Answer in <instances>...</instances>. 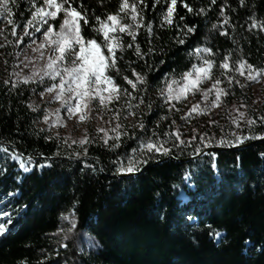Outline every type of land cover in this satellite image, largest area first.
Returning a JSON list of instances; mask_svg holds the SVG:
<instances>
[{"label":"trees","instance_id":"1","mask_svg":"<svg viewBox=\"0 0 264 264\" xmlns=\"http://www.w3.org/2000/svg\"><path fill=\"white\" fill-rule=\"evenodd\" d=\"M31 2L17 0L13 6V18L18 25L30 14ZM81 2L90 24L93 15L113 11L117 6V0H103L102 4L97 0ZM186 2L204 11L189 14L177 4L175 22L197 26L195 34L181 46L172 42L175 28L160 26L163 0L155 9L152 0H148L144 15L146 22L153 24V35L149 37L140 29L137 42L144 51L151 46L163 49L162 54L141 60L133 49L125 48L123 54L117 53L120 74L115 70L109 73L128 91L131 88L121 77L128 75L134 79L133 69L145 73L147 92L143 96L134 95L130 102L122 100L110 106L120 110L118 121L105 110L106 121L96 129L87 128L86 134L93 142L82 147L74 143L78 140L71 136H52L45 130L40 131L37 123L42 121V113L30 110L29 106H36L33 96L43 90V85L18 82L11 70L0 73V146L15 150L16 155L19 152L28 164V157L33 162L32 170L22 172L17 162L0 152V169L5 170L0 172V211H14L18 205H26L18 215L11 217L12 223L7 224V231L0 235V264H62L60 261L69 253L60 249L57 233L71 220L79 231L91 238L89 246L72 251L78 264H264V157L260 155L264 152V140L250 139L236 147L216 143L221 138L234 139L233 133L264 132V125L259 123L251 131L243 122L239 127L231 123L236 116L233 105L240 103L247 105L240 111H246L253 119L264 115V80L260 94L255 95L250 84L244 89L233 84L220 107L211 109L208 115L193 114L184 120L181 116L193 104L206 103L201 101L200 93L192 94L185 104L182 101L174 109L168 108L159 97V90L165 86L163 81L173 74L178 79L192 62L198 63L187 55L189 49L197 45L219 52L217 61L230 52L233 60L242 57L264 67V34L248 27L250 15L264 20V0H245L244 7L239 6L238 0H217L215 5H210V0ZM223 3L228 4L225 14L229 22L224 30L229 35L222 37L219 35L222 18L218 12ZM73 4L76 6V0ZM181 16L185 17L183 22L179 19ZM213 23L218 25L215 30ZM82 31L86 37L93 36L89 27ZM121 35L123 41H129L128 36ZM13 46L14 43L8 48L9 69L15 59ZM161 59L163 64L159 63ZM147 63L152 64L150 69H146ZM217 69L218 63L212 79L219 74ZM237 78L244 83L242 77ZM5 80L10 83L6 85ZM11 81H17L16 87ZM210 86L211 80L203 88ZM220 87L227 88V83ZM128 111L136 115L129 116ZM161 116L165 119L160 120ZM138 120L143 121L144 130L137 129ZM209 120L216 123L209 125ZM117 122L129 136L121 138L120 148L110 151L101 140L103 132L97 129L109 131L111 136L110 129ZM194 128L197 139L190 140ZM174 129L180 131L190 146L173 148L170 156L150 160L135 175L115 173L112 160L117 156L123 159L132 152L139 143L137 136H150L155 132L164 139L163 133ZM200 133L211 139L208 148L226 150L203 152L207 148L200 143ZM46 136L52 139L45 140ZM167 146L171 147V142ZM197 147L202 150L199 156L194 153ZM85 148L87 155L81 154L79 158L71 155L83 153ZM209 153L216 154L215 161ZM41 157L50 158L53 165L51 169H44L43 174L35 168V163L42 162ZM213 163L216 168L212 167ZM186 174L193 178L188 182L192 187L185 182ZM53 176L60 178L58 183H52ZM17 189V196L6 195ZM65 215L67 220L62 219ZM215 230L224 234L222 240L209 235ZM246 238L261 251L251 246L247 252L243 251ZM46 253L48 259L44 258Z\"/></svg>","mask_w":264,"mask_h":264},{"label":"snow or ice","instance_id":"2","mask_svg":"<svg viewBox=\"0 0 264 264\" xmlns=\"http://www.w3.org/2000/svg\"><path fill=\"white\" fill-rule=\"evenodd\" d=\"M161 2L162 0H152V8L155 9ZM97 3L102 4L103 0H97ZM178 3L189 14L193 12L203 14L204 10L193 8L186 0H163L164 7L160 13V26L161 28L165 26L175 28L176 35L172 42L182 46L190 35L195 34L197 26L195 24H177L175 22ZM216 3L217 0H210V5H215ZM16 4L17 0H0V19H3L6 25L11 26L7 33L5 28L0 27V40L3 41L0 43V48L11 46L13 43L20 45L23 43L24 37H28L31 40V44L36 45L31 49L32 52H38L40 57H44L45 50L48 51L49 55L41 68H35L33 65V71L27 76H21L17 73V81L23 84L31 82L43 85V90L39 92L40 97L43 98L45 94H50L51 100L58 102L61 108L65 109L68 119L76 117L78 122L85 121L94 104L98 102L101 109L112 113V119L118 121L120 110L110 106L122 100L130 102L136 94L141 96L146 94L148 81L145 73L133 69L131 76L134 79L129 78L128 75L121 77L124 84L131 88V91L122 88L109 73L111 70H115L117 75L120 74L117 65V53L123 54L125 48L133 49L134 54L141 60L162 54L163 49H156L151 46L148 47L147 51H144L137 42L140 29H144L149 37L153 35V24L151 21L146 22L144 15V11L148 8V0H117V6L113 11H108L102 15H93L91 24L89 15L83 10L84 6L81 0H76V6H74L73 0H32L30 14L22 25V33H18L17 29L21 25H18L13 18L15 15L13 6ZM238 4L240 7H244L245 0H238ZM227 8L228 4L223 3L220 5L218 12V15L222 18V24L219 25V35L222 37L229 35L224 30L229 22V17L225 14ZM179 19L183 22L185 17L181 16ZM249 20L248 27L250 30H257L258 33L264 34V20H257L251 15ZM84 27H89L93 36L86 37L82 31ZM217 28L218 25L213 23L212 29L215 30ZM36 33H39L41 38H33ZM121 34L128 36L130 38L129 41H123ZM8 36L15 39H8ZM149 44H151L150 39ZM193 53L195 54L194 56ZM187 55L193 57L198 63L192 62L187 70L179 74L178 79L176 74H173L169 79L163 81L165 86L159 90V97L171 109L186 100L189 94L200 93L201 101L206 103L203 106L201 103L193 104L181 116V120L193 114L196 116L208 115L211 109L220 107L224 102V98L230 94L233 84L244 89L251 83H260L264 80V67L249 63L242 57L233 60V54L230 52L223 54L222 59L217 61V57L220 55L219 52H213L209 46L197 45L189 49ZM26 59L29 63H32V60L27 56ZM159 63L163 64L164 61L161 59ZM217 63L219 74L216 75L215 79H212ZM151 67V63L146 64V69ZM237 77H242L244 83H241ZM45 78H48L51 83H48ZM210 80L211 86L206 89L203 88L202 85ZM17 81H11L13 87H16ZM225 82L227 83V88L220 87ZM4 83L7 85L10 81L5 80ZM210 97L212 98L210 99ZM256 102L253 101V103ZM29 107L32 111H37L39 108L38 105L34 107L30 105ZM136 107L139 108L140 104H137ZM151 107L152 105L149 103L147 108L150 110ZM246 108L247 105L244 103H240L238 106L233 105V111L236 112V116L231 119L233 125L239 127L241 122H243L250 131L257 123L264 125V115L253 119L247 115L246 111H240V109ZM59 112V109L55 110L56 120L53 121V126L62 125L63 123L60 120ZM51 115H53L52 112L47 109L44 110L42 119L45 124L49 123ZM127 115L132 116L136 115V113L128 111ZM164 119V116L160 117V120ZM208 123L212 125L216 122L209 120ZM136 127L139 130L145 129L142 120H138ZM40 131L43 132L44 129ZM97 131L103 132L101 140L110 151L120 148L121 138L129 136V133L122 130V125L119 122L115 123V126L110 129L113 133L111 136L109 131L104 129H97ZM192 132L193 135L190 140L197 139V130L194 128ZM232 135L234 139L221 138L216 142L217 146L227 144L236 147L243 144L246 140H264V132L250 135L233 133ZM163 136L164 139H161L155 132L150 136H137L139 143L132 152L125 154L123 159L117 156L116 159L112 160V164L115 165V173L118 175H134L141 170L142 166L147 165L150 160L170 156L173 148L179 149L183 146H190L182 138V134L178 129L165 132ZM49 139H52V137H45V140ZM199 140L204 148L211 146V139H206L203 133L199 134ZM110 141L113 142L110 143ZM73 142L82 147L85 144L92 143L93 140H90L88 135L85 134L83 138ZM169 142H171V147L167 146ZM0 152H4L9 160L17 159L15 150L0 146ZM194 153L199 156L202 154V150L197 147ZM81 154L87 155V149L85 148L83 153L74 152L71 155L79 158ZM209 155L212 161H215L216 154L209 153ZM260 155L264 157V152H261ZM28 160V165L19 164L22 171L26 169L32 170L33 162L31 157H28ZM41 160L42 162L35 163V168L39 169L41 174H43L44 169H51L53 165L50 163V158L41 157ZM212 167L216 168L217 165L213 163ZM3 171L5 170L0 169V172ZM16 179L17 183H19V176ZM59 179L58 176H53L52 183H58ZM184 179L188 187L193 186L192 183H188L193 180L191 176L186 174ZM18 194V189L16 191L10 190L6 193L8 197L17 196ZM74 206L75 202H73ZM25 207L26 205H18L14 211H0V235L7 231V224L12 223L11 217L18 215ZM62 219L67 220L68 216H62ZM5 220H7V223L4 222ZM69 231H71V228ZM209 235L217 238V240L224 238V234L219 230L212 231ZM243 244L246 246L243 249L245 252L249 250L248 246H251L257 252L261 251L259 247L252 244L250 239H244ZM59 247L66 248L67 245L60 242ZM52 251L55 253V249ZM44 258L48 259L47 253Z\"/></svg>","mask_w":264,"mask_h":264},{"label":"rangeland","instance_id":"3","mask_svg":"<svg viewBox=\"0 0 264 264\" xmlns=\"http://www.w3.org/2000/svg\"><path fill=\"white\" fill-rule=\"evenodd\" d=\"M0 23L2 24V28H7L8 25H6V22L3 19H0ZM24 23V22H23ZM21 27L17 29L18 33H22V25ZM58 27V22H57ZM33 38H41L39 33H36ZM11 39H15L11 37ZM3 41L0 40V43ZM36 45L31 44V40L28 37H24V41L20 45H16L14 43V51H15V59L12 62L10 69L7 68L8 66V48L10 46H5L4 48H0V73L6 74L9 72V70L12 71L13 78L17 80L16 74L19 73L21 76H27L30 75V73L33 71V65L35 68H41L49 55L48 51L45 50L44 57H40L38 52H32L31 49L35 47ZM26 56L32 60V63H29L26 59ZM45 80L48 83H51V81L48 80V78H45ZM208 81L205 82L202 87H205L207 85ZM250 88L252 91H254L255 95L260 94V92L263 90V80L260 83H251ZM192 94H189L188 97H190ZM187 97V99H188ZM186 100H183V104L186 103ZM33 100L35 105L39 106L38 111L42 113V117L44 115V110L47 109L49 112H52L53 115L49 117V123L45 124L42 121H39L37 125L41 127V129H44L47 133H49L52 136H58V135H68L71 136L77 140L83 138V136L87 132V128L91 127L92 129H96L100 127L105 121H106V111L101 109L98 102L94 104L92 111L89 112L88 118L83 122H78L76 117H73L72 119H68L65 109L61 108L60 104L56 101L51 100L50 94H45L43 98L40 97L39 93L34 94ZM51 101V102H49ZM162 103H164L163 100H161ZM161 103V104H162ZM59 109V115L60 120L63 122L61 124H57L53 126V121L56 120L55 110ZM16 155V154H15ZM17 159L13 160L17 162L18 166L19 164L28 165L27 160H23L20 156L16 155ZM21 170V168L19 167ZM22 171V170H21ZM29 170H23L22 172H28ZM181 199H185L183 196H181ZM6 223V220L4 221ZM74 225V227H73ZM71 228V231L69 229ZM58 245L60 242H63L67 245L66 248H60L61 250L68 252L69 254L65 256L60 262L62 264H78L77 257L73 255L72 251H77L80 249V247L83 246H89L91 244V238L87 235L83 234L81 231H79L75 227V223L71 220L66 224L58 233Z\"/></svg>","mask_w":264,"mask_h":264},{"label":"water","instance_id":"4","mask_svg":"<svg viewBox=\"0 0 264 264\" xmlns=\"http://www.w3.org/2000/svg\"><path fill=\"white\" fill-rule=\"evenodd\" d=\"M222 150H226V149H223V148H207L203 152H216V151H222ZM17 155L21 157L19 152H17ZM77 160H79V159H77ZM187 160H189V159H186L185 161H187ZM120 176H132V175H120Z\"/></svg>","mask_w":264,"mask_h":264}]
</instances>
